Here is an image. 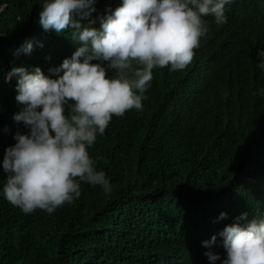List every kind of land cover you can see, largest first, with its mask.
<instances>
[{
  "label": "trees",
  "instance_id": "obj_1",
  "mask_svg": "<svg viewBox=\"0 0 264 264\" xmlns=\"http://www.w3.org/2000/svg\"><path fill=\"white\" fill-rule=\"evenodd\" d=\"M109 1L95 0L92 26ZM41 8L0 0V164L14 134L28 131L13 120L21 105L10 68L54 77L49 69L78 47L67 30L41 26ZM225 15L220 26L205 17L209 32L183 70L153 69L142 110L98 134L89 151L110 191L81 182L80 196L50 214L24 213L0 192V264H211L208 251L223 258L227 224L264 217V0H231ZM28 40L31 52L16 50ZM6 175L0 166V189Z\"/></svg>",
  "mask_w": 264,
  "mask_h": 264
},
{
  "label": "clouds",
  "instance_id": "obj_2",
  "mask_svg": "<svg viewBox=\"0 0 264 264\" xmlns=\"http://www.w3.org/2000/svg\"><path fill=\"white\" fill-rule=\"evenodd\" d=\"M121 3L114 10V5ZM231 0H110L92 26L95 0H42L38 22L45 30L68 31L78 47L49 71L13 66L17 75L15 100L21 105L15 122V143L2 160L7 174L3 196L24 213H47L81 194V182L111 190L110 179L89 149L113 116L142 110L154 68L183 70L209 32L207 16L223 25L225 5ZM110 4V6H109ZM28 40L16 49L31 52ZM257 67L264 71V48L257 52ZM110 70H115L111 75ZM264 96V89L259 90ZM227 215L221 212L220 217ZM241 213L219 233L224 254L208 251L211 264H264V217L247 219ZM243 221V222H241ZM213 234L204 245L216 241Z\"/></svg>",
  "mask_w": 264,
  "mask_h": 264
},
{
  "label": "water",
  "instance_id": "obj_3",
  "mask_svg": "<svg viewBox=\"0 0 264 264\" xmlns=\"http://www.w3.org/2000/svg\"><path fill=\"white\" fill-rule=\"evenodd\" d=\"M109 6H110V4H109Z\"/></svg>",
  "mask_w": 264,
  "mask_h": 264
}]
</instances>
